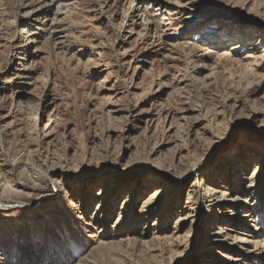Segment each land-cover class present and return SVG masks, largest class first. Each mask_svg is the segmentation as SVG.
Returning <instances> with one entry per match:
<instances>
[{"label":"rangeland","instance_id":"1","mask_svg":"<svg viewBox=\"0 0 264 264\" xmlns=\"http://www.w3.org/2000/svg\"><path fill=\"white\" fill-rule=\"evenodd\" d=\"M0 184V264H264V0H0Z\"/></svg>","mask_w":264,"mask_h":264},{"label":"bare ground","instance_id":"2","mask_svg":"<svg viewBox=\"0 0 264 264\" xmlns=\"http://www.w3.org/2000/svg\"><path fill=\"white\" fill-rule=\"evenodd\" d=\"M24 1V0H23ZM26 1V0H25ZM28 1V0H27ZM26 3H28V2H26ZM32 3V2H31ZM24 4V3H23ZM30 4V3H29ZM33 4V3H32ZM25 5V4H24ZM32 172H34V171H32ZM31 174H33V173H31ZM32 176V175H31ZM12 180V179H11ZM31 180H32V178H31ZM1 185V184H0ZM14 185V184H13ZM2 186V185H1ZM13 187V186H12ZM12 189H16V188H12ZM12 189L10 188V186L7 184V183H4L3 184V191L4 192H6V194H7V192L9 191H12ZM18 190V189H17ZM2 191V192H3ZM12 194V193H11ZM14 194H16V193H14ZM100 194H97V196H99Z\"/></svg>","mask_w":264,"mask_h":264}]
</instances>
